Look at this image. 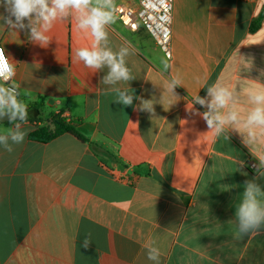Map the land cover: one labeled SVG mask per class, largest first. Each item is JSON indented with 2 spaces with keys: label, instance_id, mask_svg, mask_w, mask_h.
<instances>
[{
  "label": "crops",
  "instance_id": "crops-1",
  "mask_svg": "<svg viewBox=\"0 0 264 264\" xmlns=\"http://www.w3.org/2000/svg\"><path fill=\"white\" fill-rule=\"evenodd\" d=\"M263 5L173 0L170 59L143 28L131 31L116 18L110 45L131 42L127 66L136 79L129 87L156 101L155 117L135 110L137 99L127 107L113 102L115 94L100 83L107 69L92 72L74 60L91 37L73 20L57 22L46 47L0 21V47L15 62L9 84L18 86L29 113L25 141L12 152L0 146V264H154L149 245L160 250V264H264V229L234 238L244 183L257 177L248 162L259 166L264 144L251 152L234 129L228 140L213 139L188 111L191 104L206 111L193 97H206L207 86L219 81L240 93L237 108L246 113L248 90L264 85V19L250 30ZM163 61L171 65L164 74ZM177 76L180 99L170 105L165 93L160 103L166 79ZM36 102L39 111L29 108ZM62 110L84 140L69 133L46 143L30 138ZM11 127L0 123V134ZM257 183L264 187V177Z\"/></svg>",
  "mask_w": 264,
  "mask_h": 264
},
{
  "label": "clouds",
  "instance_id": "clouds-1",
  "mask_svg": "<svg viewBox=\"0 0 264 264\" xmlns=\"http://www.w3.org/2000/svg\"><path fill=\"white\" fill-rule=\"evenodd\" d=\"M0 8L3 9L0 21L8 30L15 34L26 32L28 39L41 47L50 43L52 38L48 33L57 22L73 20L77 31L91 37L90 45L74 50V60L92 72L107 69L100 83L109 86L107 91L115 94L113 102L127 107L132 106L134 99H137L140 103L135 110L155 117L156 101L136 97L134 90L129 87V82L136 79L127 66V57L135 53L131 42L125 41L118 50H113L110 45L108 29L117 18L115 0H0ZM162 63V74L168 73L171 65L167 61ZM15 74V62L0 48V119L7 117L13 125L0 134V146L8 152L13 151V145L22 144L28 135L23 127L28 120V105L19 99L18 86L9 84ZM121 83L128 84V87H118ZM178 86H183L178 76L166 79L159 102L162 103L165 93L170 97V105L179 100L180 97L175 93ZM246 96L249 107L246 113L241 114L237 108L241 102L240 93L217 81L207 86L206 97L198 94L193 97L195 104L207 110L199 112L191 104L188 105V111L206 122L208 133L213 139L223 136L228 140L230 129L238 131L243 137V143L252 152L253 146L264 144V85L258 89H249ZM256 157L260 162L257 177L245 181L244 191L236 205L234 238L237 240L259 235L264 229V187L257 183L258 178L264 177V156ZM239 164L242 167L243 161ZM91 244V234H86L81 247L87 249ZM160 256L157 247L148 246L147 257L150 261L160 264Z\"/></svg>",
  "mask_w": 264,
  "mask_h": 264
},
{
  "label": "built area",
  "instance_id": "built-area-1",
  "mask_svg": "<svg viewBox=\"0 0 264 264\" xmlns=\"http://www.w3.org/2000/svg\"><path fill=\"white\" fill-rule=\"evenodd\" d=\"M116 5V17L123 26L134 32L143 28L164 55L168 59L172 57L173 0H138L137 8ZM248 164L252 169L258 167L256 160Z\"/></svg>",
  "mask_w": 264,
  "mask_h": 264
},
{
  "label": "trees",
  "instance_id": "trees-1",
  "mask_svg": "<svg viewBox=\"0 0 264 264\" xmlns=\"http://www.w3.org/2000/svg\"><path fill=\"white\" fill-rule=\"evenodd\" d=\"M263 19H264V5L258 17L252 21L251 28H250L251 32L257 31ZM40 104L41 103L39 102L32 103L29 105V108L39 111ZM62 113H63V110L58 113L51 114L50 116L51 124L39 127L37 130H35L34 132L30 134V138L38 142L46 143L61 134L69 133V134H72L78 137L79 139L84 140L82 136L76 130L77 122L71 119H68L66 116H63Z\"/></svg>",
  "mask_w": 264,
  "mask_h": 264
},
{
  "label": "water",
  "instance_id": "water-1",
  "mask_svg": "<svg viewBox=\"0 0 264 264\" xmlns=\"http://www.w3.org/2000/svg\"><path fill=\"white\" fill-rule=\"evenodd\" d=\"M7 122H9L7 117H4L3 119H0V123H7Z\"/></svg>",
  "mask_w": 264,
  "mask_h": 264
}]
</instances>
